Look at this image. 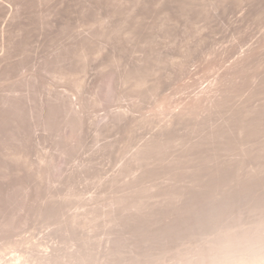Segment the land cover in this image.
Instances as JSON below:
<instances>
[{"label": "rangeland", "instance_id": "obj_1", "mask_svg": "<svg viewBox=\"0 0 264 264\" xmlns=\"http://www.w3.org/2000/svg\"><path fill=\"white\" fill-rule=\"evenodd\" d=\"M261 228L264 0H0V264H213Z\"/></svg>", "mask_w": 264, "mask_h": 264}, {"label": "bare ground", "instance_id": "obj_2", "mask_svg": "<svg viewBox=\"0 0 264 264\" xmlns=\"http://www.w3.org/2000/svg\"><path fill=\"white\" fill-rule=\"evenodd\" d=\"M261 230H263L264 232V228H261ZM176 264H182V262L178 260ZM213 264H264V252L242 255L237 257L219 258V260L214 262Z\"/></svg>", "mask_w": 264, "mask_h": 264}]
</instances>
